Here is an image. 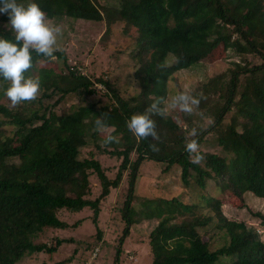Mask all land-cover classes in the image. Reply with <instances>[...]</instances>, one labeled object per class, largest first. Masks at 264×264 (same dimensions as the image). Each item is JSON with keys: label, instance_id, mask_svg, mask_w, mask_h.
Segmentation results:
<instances>
[{"label": "trees", "instance_id": "1", "mask_svg": "<svg viewBox=\"0 0 264 264\" xmlns=\"http://www.w3.org/2000/svg\"><path fill=\"white\" fill-rule=\"evenodd\" d=\"M36 2L44 13L53 16L106 19L111 24L127 23L136 28L139 36L132 55L141 89L136 96L124 98L106 80L96 79L110 92L111 105L92 103L61 116L46 107L39 112L26 107L11 109L0 103V264H14L26 252H51L53 247L35 242V238L44 227L66 226L57 217L58 210L88 206L96 219L101 197L117 187L129 170L123 203L126 224L122 235L126 236L135 176L145 158L163 161L167 168L177 164L186 185L193 179L200 189H206L210 179L219 191H230L241 201L244 192L264 198V0H116L107 5L100 0ZM0 36L14 38L8 30L0 31ZM219 45L237 55L251 54L257 60L244 58L242 64L228 66L187 90L202 99L191 113L181 111L184 126L165 113L152 116L156 139H141L127 129L125 122L131 114L143 111L157 98L164 100L167 77L173 71L200 62ZM168 54L174 62L166 65L163 59ZM53 57L66 71L41 73L40 85L50 89L43 96L70 91L92 94L97 90L96 81L67 64L62 48L52 57L33 52L27 74L37 60ZM60 76L64 83L57 79ZM73 80L77 83L71 86ZM101 114H106L107 123L113 127L109 132L116 137L107 145L101 143L102 130L93 126ZM205 118L210 121L206 125ZM193 128L197 129L198 143L212 133L230 156L200 151L204 166L193 164L184 151V144L193 139ZM88 144L121 159L113 178L105 174L97 159L81 157V148ZM132 153H136L134 160ZM91 171L101 185V193L94 199L86 198ZM198 198L210 205L169 199L173 202L169 210L149 233L151 264H264V241L256 230L243 220L224 217L218 196L202 193ZM176 206L182 207L180 214L186 213L171 221L174 213L170 211L177 210ZM210 226L222 230L225 237L215 249H210L202 237ZM100 237L98 230L96 240ZM60 242L56 240V245Z\"/></svg>", "mask_w": 264, "mask_h": 264}, {"label": "rangeland", "instance_id": "2", "mask_svg": "<svg viewBox=\"0 0 264 264\" xmlns=\"http://www.w3.org/2000/svg\"><path fill=\"white\" fill-rule=\"evenodd\" d=\"M116 0H100L102 5L112 4ZM49 23L58 25L61 32L57 37L58 49H64L67 64L76 67L86 78L96 81L97 90L92 94L82 91H70L62 95L55 92L49 96L42 93L49 92L45 86L40 85L37 96L30 101L11 105L8 98L3 95V89L7 87V81L0 79V103L11 109L23 107L37 109L48 108L54 115H66L85 105L96 104L110 106L113 99L103 83L96 79H104L120 96L130 98L136 96L141 89L140 81L134 75L137 61L132 55L135 39L139 32L127 23H108L106 19L92 21L85 19H73L67 16H53L45 13ZM7 17L0 15V31H11L5 27ZM14 34V33H13ZM244 58L256 61L251 54L237 55L219 45L213 53L200 62L189 67L175 70L167 77L165 89L167 100L181 90H190L207 77L224 70L228 66L240 65ZM174 62L171 54L163 59L164 64ZM66 69L60 60L54 57L49 60H37L30 75L40 77L44 70L52 74L62 73ZM54 74V75H55ZM59 79L62 83L64 81ZM77 83L72 81L71 86ZM48 111V110H47ZM173 119L185 125L178 109H167L165 112ZM0 117L2 115L0 114ZM210 121L205 118V125ZM6 127L5 132H9ZM113 127L102 130L100 135L105 136ZM89 138V137H87ZM199 151L214 152L229 155L217 144L215 135L207 134L201 143H198ZM81 157L94 158L99 161L105 174L113 178L120 162V158L99 151L94 144H88L80 150ZM136 153L131 154L134 160ZM204 166L201 159L198 162ZM166 168V169H165ZM128 172L123 173L121 182L117 187H111L107 196L101 197L96 219L93 218L91 207L85 206L80 210L59 209L57 217L66 223L63 228L44 227L35 238V242L45 243L51 246L52 251L41 250L26 252L14 264H81L89 259L93 248H97V255L92 259V264H151L152 251L149 243V233L169 210L168 202L173 197L182 203L193 201L203 203L206 207L209 201L203 202L198 197L203 193L218 196L220 209L224 217L233 220H243L252 226L257 235L264 241V198L253 195L251 192L243 193V200L230 191H219L212 180L207 181L206 189H200L193 181L186 185L180 177V167L177 164L166 167V163L154 159H143L137 169L134 181L132 201L129 204L128 218L129 232L123 236V228L126 224L123 203L128 194ZM89 191L86 198L94 199L101 193V185L97 175L91 171L89 176ZM171 206V205H170ZM178 207V206H176ZM180 208L170 211L173 214L171 221H178ZM173 209V206H172ZM199 213V212H197ZM101 231V237L97 241V231ZM202 237L208 240L209 248L215 249L225 241L222 230L213 226L208 227L202 233ZM121 238V239H120ZM61 240L56 245V240ZM96 245L94 242H96Z\"/></svg>", "mask_w": 264, "mask_h": 264}, {"label": "clouds", "instance_id": "3", "mask_svg": "<svg viewBox=\"0 0 264 264\" xmlns=\"http://www.w3.org/2000/svg\"><path fill=\"white\" fill-rule=\"evenodd\" d=\"M0 15L7 16L5 27H10L14 33L11 40L0 36V78L8 82L7 87L3 89V95L15 106L37 96L40 88L39 77L27 74V69L32 63V53L52 57L58 51L57 37L61 28L48 22L36 0H0ZM200 99L201 96L193 95L189 91H179L167 100L157 98L143 111L131 114L125 122L126 127L141 139H156L153 115L163 116L167 109L191 113L199 106ZM93 126L97 130L111 128L107 123L106 114L96 116ZM190 135L193 139L184 144V151L195 164L202 159L195 139L197 129H191ZM115 141L116 137L109 132L101 143L107 145ZM152 148L156 150L155 145Z\"/></svg>", "mask_w": 264, "mask_h": 264}, {"label": "built area", "instance_id": "4", "mask_svg": "<svg viewBox=\"0 0 264 264\" xmlns=\"http://www.w3.org/2000/svg\"><path fill=\"white\" fill-rule=\"evenodd\" d=\"M97 251H98V249L95 247V248H93V250L91 251V253H90V257H89V259H85L83 262H82V264H92V259H94L95 257H96V255H97Z\"/></svg>", "mask_w": 264, "mask_h": 264}]
</instances>
